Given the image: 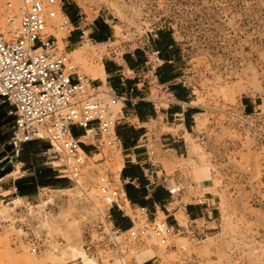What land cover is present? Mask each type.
<instances>
[{
  "label": "rangeland",
  "instance_id": "rangeland-1",
  "mask_svg": "<svg viewBox=\"0 0 264 264\" xmlns=\"http://www.w3.org/2000/svg\"><path fill=\"white\" fill-rule=\"evenodd\" d=\"M5 1L0 0V17ZM65 1L75 6L80 29L92 27L95 18L103 16L112 32L105 41L83 38L78 45L89 42L84 62L69 53L73 48H66L80 72L90 76L88 66L100 57L121 59L125 52L148 45L157 28L166 27L177 44L183 80L192 86L199 107L197 131L184 135L182 151L169 150V145L157 151L166 173L179 176L171 186H179L185 200L203 194L216 198L215 228L196 237L174 232L165 244L151 238L132 240L117 231L124 260L141 263L143 256L155 254V260L145 264H264V0ZM144 79L148 95L166 104L164 89L150 75ZM243 99L251 104L250 112L242 107ZM13 118L10 105L0 100V264H14L6 250L15 257L33 256L34 264H84L70 260L72 249L94 264H115L106 226L108 206L96 193L101 173L118 183L112 163L120 154L104 148L102 155L85 157L77 174L66 179L58 171L64 168L63 157L46 140L13 143ZM37 168L52 175L44 178L35 195L8 191L13 179L30 176ZM8 170L14 172L4 174ZM54 176L62 186L45 184ZM206 187L210 191H204ZM124 209L134 221L145 217L137 208ZM176 217L184 225L183 213ZM162 218L158 211L157 219Z\"/></svg>",
  "mask_w": 264,
  "mask_h": 264
},
{
  "label": "built area",
  "instance_id": "built-area-1",
  "mask_svg": "<svg viewBox=\"0 0 264 264\" xmlns=\"http://www.w3.org/2000/svg\"><path fill=\"white\" fill-rule=\"evenodd\" d=\"M74 29L61 0H7L0 17V100L10 105L14 115L13 143L34 138L46 140L63 157L64 168L58 171H63L62 177L66 179L70 176L65 175L77 174L84 155L91 159L95 156L86 152L84 146L94 147L98 155L104 148L108 153L117 152L119 142L115 133L119 111L115 107L120 97L108 86H93L95 79L80 72L71 60L65 39ZM52 30L64 32L65 36L58 38ZM227 116L231 121V112ZM163 141V146H170L168 149L178 142L174 137H164ZM180 190L167 188L170 197ZM96 196L107 208H120L119 199L125 200L119 182L105 172L97 176ZM3 201L1 197L0 203ZM137 209L145 217L131 220L130 227L123 231L128 238H151L165 244L174 232H180L179 226L168 220V210L162 219H157L147 218L144 207ZM108 229L115 264H145L124 260L117 231L111 223ZM33 243L31 251L35 252L37 247Z\"/></svg>",
  "mask_w": 264,
  "mask_h": 264
},
{
  "label": "crops",
  "instance_id": "crops-1",
  "mask_svg": "<svg viewBox=\"0 0 264 264\" xmlns=\"http://www.w3.org/2000/svg\"><path fill=\"white\" fill-rule=\"evenodd\" d=\"M61 6L75 28L65 39L69 48L79 46L85 36L88 40H95L94 37L100 34L99 21L108 25L107 18L100 16L95 18L92 27L80 29L77 25L78 13L75 6L65 0H61ZM111 35L112 32L108 29L105 40ZM100 61L104 80L96 78L93 86H108L120 97L115 133L119 139L117 152L122 161L118 182L125 200L119 199L120 208H107L113 229L122 232L130 227L133 219L121 207L124 201H127L131 211L144 207L147 218L157 217L158 211L166 215L168 210L171 215L168 220L175 227L179 226L182 233L195 237L210 233L215 228L218 216L216 198L203 194L201 197L185 200L182 189L170 197L167 188L171 187V180L178 183L180 178L166 173L157 151L160 150V145L163 146L161 140L165 136L174 137L178 141L169 150L181 152L186 146L184 135H192L197 131L195 116L199 114V107L195 104L196 96L192 86L183 80L182 65L172 33L166 27L157 28L149 37L148 45L125 52L121 59L100 57ZM148 75L153 82L162 86L169 97L166 104L156 103L154 98L148 95L144 79ZM242 107L246 112L252 109L247 99H243ZM74 131L80 134L79 130ZM92 143L94 144V141ZM84 150L91 155H97V150L90 145L84 146ZM86 157L89 158L87 155ZM19 178L10 182L9 192L15 191L20 195L16 187V180ZM34 178V191L21 196L35 195L39 185L35 184L37 178ZM19 185H22V182ZM178 212H182L185 217L184 225H181L176 217ZM156 257L155 254L143 256L142 262H153Z\"/></svg>",
  "mask_w": 264,
  "mask_h": 264
},
{
  "label": "bare ground",
  "instance_id": "bare-ground-1",
  "mask_svg": "<svg viewBox=\"0 0 264 264\" xmlns=\"http://www.w3.org/2000/svg\"><path fill=\"white\" fill-rule=\"evenodd\" d=\"M12 1V0H11ZM59 34V31L57 32ZM62 33V32H61ZM56 35V32L54 33ZM57 34V37L59 38L61 35H58ZM58 43H59V46L62 47L63 44L60 40H58ZM95 44H98L97 42ZM61 49V48H60ZM89 42H86L85 44H82V45H79L77 47H74L73 49L70 50L69 53H72V55H74V57L76 58H80V60L83 61V58H84V54L88 53L89 51ZM82 58V59H81ZM87 63V62H86ZM85 63V64H86ZM88 72H89V75L91 76L92 79H96V78H100L101 80H104V72H103V66H102V63L100 61L96 62V63H93L92 65H89L88 66ZM100 89H104V86H100L99 87ZM119 106H120V102L116 105L115 108H117L119 111ZM116 111V110H115ZM40 135V132L39 134ZM86 157V155H84V158ZM122 167V162H121V159L119 156H117L114 160H113V163H112V168H113V172L115 173H118L120 171ZM66 176V175H65ZM72 176V175H71ZM172 188H174V190H177L178 188H180L179 186L177 185H173L171 186ZM170 188V187H169ZM204 191H210V188H204ZM89 197V196H88ZM20 197H18L19 199ZM17 199L15 198L14 201H16ZM3 202L0 203V205L2 204ZM125 203L128 205V202L125 201ZM127 205H121L122 208H126ZM129 206V205H128ZM10 208V207H9ZM106 223V222H105ZM106 226L108 228V225L106 223ZM109 230V229H108ZM121 233H124V232H121ZM150 240V238H148ZM31 249V248H30ZM5 251V250H4ZM7 254H5L6 256L8 255L9 257H11V261H13L14 264H34L33 263V256H24V257H15L13 255V253L9 250H6L5 251ZM4 252V253H5ZM7 256V257H8ZM8 257V258H9ZM70 260H76V259H81V261L84 263V264H94V262L89 259L86 255H84L83 253L79 252V251H76L75 249H72V252L70 254Z\"/></svg>",
  "mask_w": 264,
  "mask_h": 264
},
{
  "label": "trees",
  "instance_id": "trees-1",
  "mask_svg": "<svg viewBox=\"0 0 264 264\" xmlns=\"http://www.w3.org/2000/svg\"><path fill=\"white\" fill-rule=\"evenodd\" d=\"M98 28H99V32L100 34L95 36L94 39L97 41H103L105 40L106 36L105 33L107 32V30L109 29L108 26L106 24H104L103 22L99 21L98 22ZM31 141V140H29ZM29 141L23 142V143H28ZM1 167V164H0ZM9 171V170H8ZM7 171H4V173H6ZM1 174V173H0ZM50 175H52V173L50 172V170H40V168L35 169V173L27 176V177H20L19 179L16 180V187H17V193L22 195V194H28V193H32L34 191V177H36V182L35 184H40L43 183L42 181L44 180V178H48L50 177ZM2 176V175H0ZM57 179V180H56ZM59 178H55L54 176V180H52L51 182H46L45 184L48 186H62L63 181L62 180H58ZM22 182V185H19ZM22 186V187H21Z\"/></svg>",
  "mask_w": 264,
  "mask_h": 264
}]
</instances>
